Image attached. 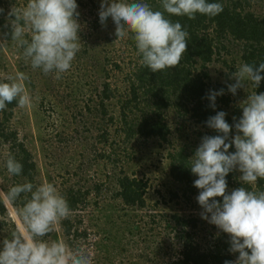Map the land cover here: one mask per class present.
Returning <instances> with one entry per match:
<instances>
[{
  "label": "trees",
  "instance_id": "trees-1",
  "mask_svg": "<svg viewBox=\"0 0 264 264\" xmlns=\"http://www.w3.org/2000/svg\"><path fill=\"white\" fill-rule=\"evenodd\" d=\"M76 1L83 3L81 0ZM143 2L148 3L153 10L164 12L165 17L172 22L181 23L189 33L187 50L176 67L158 72H152L142 65V56L138 54L135 43L134 50L130 51L135 59L130 70L120 61L113 59V64H110V59L107 56L101 61L99 57L96 58L94 54H90V57H93L90 68L94 70L88 68L85 73L89 74L90 71L93 73L96 70L102 72L99 76L111 77L112 75L114 77L113 80L105 78L104 81H101L102 93L99 95L100 100L96 108L100 117L90 119L91 127L97 126L98 123L97 128L102 130V140L110 145V152L106 155L113 167L110 170L108 165L105 166V172L100 181L89 183V178L86 177L84 180L78 181L79 184L74 183L61 192L68 202L71 214L67 219L59 221V230L64 236L68 235L69 242L74 247L78 246L77 243L80 239L87 240L89 228L77 225L75 221L77 219L74 220L71 216L73 214L78 216L80 223H83L84 218H81L83 214L79 213L89 206L88 198H93L96 205L101 203L106 187L112 190L111 198L120 200L126 209L123 207L124 212H120L116 207L114 209L109 207L110 211L107 208L105 210L103 206L100 207L98 212L100 216L97 217L95 226L94 224L92 226L99 235L98 240L102 244L103 241H107L109 247L118 239L116 233L118 230L121 231L120 220L122 226L129 229V233L133 232L132 235H135V243H139L137 237L146 241L145 235L148 230H156V224H161L155 218L151 222L140 220L142 211L148 206L146 201L148 183L143 178L131 175L126 171L131 158L134 157L136 147L134 143L137 142L140 146L150 142L154 143L159 151L160 148L167 149L168 173L172 181L168 188L169 199H184L190 202L193 207H202L196 199L200 189L194 186V181L198 179V176L191 172L189 165L205 133L208 136L222 135V133H217L214 129L209 128L206 121L218 111L226 112L225 120L232 126L229 139H232L237 134L234 125L242 116L243 111L242 104H231L232 94L229 96L225 93L228 87L224 82L218 83L215 88V90L224 89V93L216 97L217 102H220L224 107L216 101L215 108L210 106L211 101L208 96L212 89L208 81L211 80L212 74L209 67L215 61L216 55L222 52V49H226L227 54L234 53L232 49L229 50L234 44L238 47L236 51L243 64H254L258 67L259 63L264 62V16L253 9V0H209V2L221 3L223 11L213 17L197 13L194 19H190L186 15L168 14L162 7V0H143ZM93 25L98 27L97 19ZM107 39L114 40V37L108 36ZM222 56L223 63L227 64V57L223 54ZM234 60L233 57L232 61L234 62ZM109 65L111 66L109 67ZM62 75L64 74H61L63 80L61 78L59 80L63 81L65 89H70L72 78ZM261 75L264 76V72ZM93 82L92 80L85 83L91 86ZM119 84H122L123 88H120ZM113 89H118L117 92L122 89L119 93L122 97L110 106L108 100L112 98V95H117ZM73 91H77L76 87L73 88ZM253 92H257V94L264 92V79L261 80L257 88L253 85L249 94ZM17 106L18 102L14 100L7 104L5 110L0 111L2 114V118H0V147L2 145L7 150L4 162L11 155L22 164V172L19 175H12L7 171L3 173L2 187L6 196L10 187L16 184L30 182L36 186V172L40 169L25 141L19 140L16 132L8 128V121ZM172 111L176 116L171 113ZM187 115L195 126H199L198 130L187 132L180 128L183 127L180 125L185 126L184 121ZM108 127L113 130H108ZM195 134L196 139L194 138ZM178 141L180 146L175 144ZM132 142L133 144H131ZM234 151L233 144L229 148V152ZM58 153L63 155L66 151L63 150L60 153V150H55L50 155L53 156L52 163L57 168L61 164V168L64 167L66 173L70 174L69 163L63 166V159L59 157ZM48 177L50 178V174ZM226 181L228 185L226 192L228 193L239 187L264 191V179L258 178L254 185L244 184L235 170L229 172ZM26 195L28 194L22 193L17 201H11L12 204L18 209L22 208ZM215 199L222 202V197ZM0 216L2 217H0L2 237L9 238L12 231L18 226L16 220H12L8 207L1 197ZM172 221L174 222L175 238L181 248L175 251L176 254L178 252V256L174 259L171 258L166 264H224L226 260L235 261L234 253L229 250L231 247L230 234L218 229V233H213V243L208 242L209 245H206L204 244L206 238H203V241L196 238V230H199L198 226L201 224L200 218L175 213L172 215ZM9 223L11 230L3 233V230H8ZM169 247L168 251L170 252H174L176 249L171 244ZM97 261L99 263L100 259ZM113 261L115 262L114 259Z\"/></svg>",
  "mask_w": 264,
  "mask_h": 264
},
{
  "label": "clouds",
  "instance_id": "clouds-1",
  "mask_svg": "<svg viewBox=\"0 0 264 264\" xmlns=\"http://www.w3.org/2000/svg\"><path fill=\"white\" fill-rule=\"evenodd\" d=\"M162 7L168 14L190 19L197 13L213 17L223 11L221 3L209 0H162ZM77 8L76 0H27L26 6L8 10L11 39L23 49V56L33 69L55 73L60 79L71 68L81 47ZM2 13L4 9L0 8ZM109 17L115 24L117 38L132 34L142 65L152 72L176 67L187 50L189 33L181 23L172 22L164 12L153 10L143 0H101V24ZM262 72L264 62L258 67L240 65L232 74L235 82L227 85L228 90L235 94L245 81L257 88L264 79ZM27 80L28 76L21 72L0 80V111L14 100L21 108L30 104ZM223 93L224 89L211 91L208 98L212 108L216 107V97ZM241 107L242 116L234 125L237 134L232 139L226 112L218 111L208 118L207 126L222 135L202 137L189 167L198 176L194 186L200 189L196 199L203 209L201 217L230 234L229 250L239 253L235 261L226 260L224 264H264V191L239 187L226 192V176L233 170L242 173L240 180L244 184L254 185L258 178L264 179V92L251 93ZM233 144L235 151L229 152ZM5 166L9 174L22 172V164L11 155ZM22 193L28 194L23 207L17 209L22 227L2 241L0 264H92L83 247L70 248L63 241L41 239L71 214L67 200L57 188L47 181L36 186L25 182L10 187L7 198L15 202ZM216 197H222V202Z\"/></svg>",
  "mask_w": 264,
  "mask_h": 264
},
{
  "label": "rangeland",
  "instance_id": "rangeland-1",
  "mask_svg": "<svg viewBox=\"0 0 264 264\" xmlns=\"http://www.w3.org/2000/svg\"><path fill=\"white\" fill-rule=\"evenodd\" d=\"M81 1L83 3L76 1L78 5L77 12L79 13L77 21L80 25L79 42L81 47L76 54V58L72 61L71 68L62 75L72 78L71 88L65 89L63 87L64 83L61 81L63 80L62 77L59 80L56 79L55 73L44 74L40 69H33L30 61L24 58L23 49L17 47L16 43L11 39V28L7 12L13 6H26L27 0H0V8L4 9V13L0 14V44H3L0 47V80L17 72L26 74L28 80L25 81V85L31 97V102L28 106L24 108L15 107L13 115L8 121V128L16 132L19 140L25 141L33 154L34 160L38 163L40 169L36 172L37 185L47 181L52 183L60 194L74 183L79 184L77 182L84 180L86 177L89 178V183L100 181L103 178L105 166L108 165V169L113 167L106 155L110 152V145L102 140V130L97 128L98 123L97 126L95 125L96 127H91L90 119L100 117L96 108L100 100L99 95L102 93L101 89L103 86L101 81H104L105 78L106 80H113L114 77L112 75L111 77L99 76L102 72H97L96 70L93 73L91 71L89 74L85 73L88 68L92 70L90 65L93 62V57H90V54H94L96 58L99 57L101 61L107 56L110 59V64H113V59L120 61L128 70L131 69L130 66L135 62L133 53L131 54L130 52L135 43L131 39L132 34L129 33L127 37L122 39L117 38L115 35L116 27L111 17L107 19L105 24H101L99 19L101 0ZM253 2V9L264 16V0H253ZM96 19L98 27L93 25ZM108 36H113L114 40L107 39ZM236 48L238 49L235 44L229 48V50L232 49L234 51V53L229 54L226 53V49H222V52L216 55L215 61L210 65L209 69L212 77L208 82L211 84L212 91L215 90L216 85L218 86L220 82H224L226 85L235 82L232 74L243 64ZM222 54L227 57V64L223 63ZM233 57L235 58L234 62L232 61ZM92 80L94 82L91 86L85 83ZM244 83L245 86L237 89L236 95L229 90L225 92L229 96L232 94L231 104L243 105L247 99L253 84L251 81H245ZM119 85L120 88H123L122 84ZM75 87L77 91H73ZM113 90L114 93L118 91V89ZM121 90L108 100L110 106L120 100L122 97L121 94L119 95ZM215 101H218L217 98ZM217 103L223 106L220 102ZM171 113L175 115L173 111ZM188 116H186L184 121L186 127L180 125L183 126L180 128L187 132L198 130L199 126H195ZM0 118H2L1 113ZM109 129L113 130L111 127H108ZM205 135L207 134L205 133ZM194 138H197L196 134ZM139 142L141 143V141ZM194 142H197V140H194ZM137 143H134L136 144L134 157L131 158L126 171L131 173V175L143 178L148 183L146 194L148 206L142 211L140 220L151 222L155 218L161 224H156V230H148L145 235L146 241L142 240L141 237H137L139 243H135V235H132L133 232L129 233V229L123 227L119 219L121 231L118 230L116 233L118 239L111 243L109 247L107 246V241H103L102 244L98 240L100 238L99 235L92 226L93 224L95 226L98 220L97 217L100 216L98 214L100 207L103 206L105 210H109V207L112 209L116 207L120 212H124L122 202L111 198L112 190L106 187L102 194L101 203L96 205L93 198H88L89 206L86 207V210L82 209V212L79 213L80 215L83 214L81 217L84 218L83 223H80L78 216L76 217L74 214L71 216L72 219H77L75 220L77 225L89 228L87 240L80 239L77 244L87 250L92 264H166L171 258L174 259L178 256V252L176 254L175 251L181 248L173 230L172 215L175 213H180L187 217L195 216L201 219V224L198 226L199 230H196V238L202 241L203 238H206L204 241L206 245H209L207 244L208 242L212 244L213 233L219 232L216 225L201 217L202 207H193L190 202L184 199H169L168 188H170L172 181L168 173L169 158L167 149L160 148L159 151L157 145L151 142L142 146ZM175 144L180 146L179 141ZM0 149L2 150V153L0 150V197L5 201L12 220H16L18 227H22L17 215L18 208L7 198L2 187L4 182L3 173L7 171L4 162L7 150L2 145ZM55 150H60V153L63 150L66 151L63 155H59V153L58 155L63 159V166L69 163L70 174L66 173L67 171L64 167L61 168V164L57 168L52 163L53 156L50 155ZM235 171L239 177L242 175L240 171ZM49 174L50 178L48 177ZM58 224L59 222L53 226V231L41 239L48 242L63 241L70 248H75L69 242L68 235L64 236L62 231L59 230L60 225ZM7 227L8 230H3V233L11 230V224L9 223ZM2 236L1 230L0 247H2V241L4 240ZM170 244L176 247L174 252L168 251L170 250ZM234 255L236 260L239 253L236 252ZM97 259H100L99 263H97ZM120 259L122 260L121 262Z\"/></svg>",
  "mask_w": 264,
  "mask_h": 264
}]
</instances>
